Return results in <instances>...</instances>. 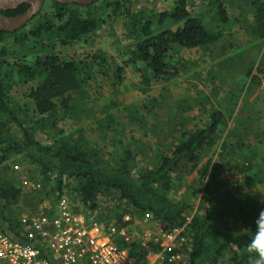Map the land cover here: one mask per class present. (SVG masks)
<instances>
[{
    "label": "trees",
    "instance_id": "obj_1",
    "mask_svg": "<svg viewBox=\"0 0 264 264\" xmlns=\"http://www.w3.org/2000/svg\"><path fill=\"white\" fill-rule=\"evenodd\" d=\"M194 1L199 0H174L169 10L133 11L129 8L130 0H98L89 5L60 4L48 0L45 2L48 7L44 9L43 6L19 29L13 32L0 30V228L5 233L20 241L29 240L24 227L28 225L21 226V222L12 216L13 206L19 201L22 190L5 166L11 157L19 156L38 171L44 182L40 191L47 188L43 192L45 197L55 192V201L63 195V189L68 188L80 206L93 211L97 209L100 196L115 194L130 208L125 212L147 213L166 227H182V236L190 248L191 264H248L243 246L249 237L241 230L255 232V220L259 215L257 203L248 195L235 198L230 192L218 193L222 167L218 161L208 158L198 167L206 151L219 149L218 157L222 159L230 148L221 132L227 126V116H231L236 105L233 96L229 97L232 105L214 108L203 127L189 129L174 119L170 137L175 140L171 141V147L161 142L155 151L150 147L149 154L139 149L145 157L153 159L138 171L131 166L135 162L133 142L124 144L119 139H112L113 147L107 152L92 146L81 128L74 130L75 136L65 135L48 144L40 142L33 129L21 123L17 113L20 106L12 104L7 96L11 84L35 81L36 84L25 94V105L31 107L36 124L46 123L50 118V126L54 129L58 119L75 116L77 107L72 104L71 93L83 92L82 85L89 78L92 63L61 61L53 49L93 34L107 19L116 18L121 13L131 40L127 64H142L138 67L142 84L148 86L151 81L175 77L178 73V64L173 59L176 51L207 49L224 37L221 25L231 21L224 3L226 0H202L218 23L216 28L219 29L210 30L198 16L189 13L187 5ZM244 1L252 16L248 29L250 40L261 39L263 47L257 61L248 62L249 66L243 61L245 59L237 57L250 84L261 78L259 74L264 75V0ZM27 7L28 4L23 3L1 14L16 16L25 12ZM31 22L27 29L25 26ZM171 26L176 27L173 29ZM30 53L31 59L25 60ZM102 64L104 62L100 59L99 71ZM254 69L256 73H253ZM120 71L121 67L117 66L115 77L118 81ZM129 108L125 106V109ZM127 116L130 121L138 123L142 118L134 111ZM109 121L114 122L112 115L99 121L103 134L112 128ZM180 127L179 135L173 136L171 132L178 131ZM248 165L250 162H243L236 167L242 172L249 168ZM182 167L192 171L197 168V177L189 186L193 198L198 199L195 210L187 199L175 200L170 195ZM218 200H222L223 207L216 205ZM247 205L251 208L246 226L238 227L234 221L227 220V215L233 211L241 215ZM123 214L117 215V222L122 221Z\"/></svg>",
    "mask_w": 264,
    "mask_h": 264
},
{
    "label": "rangeland",
    "instance_id": "obj_2",
    "mask_svg": "<svg viewBox=\"0 0 264 264\" xmlns=\"http://www.w3.org/2000/svg\"><path fill=\"white\" fill-rule=\"evenodd\" d=\"M130 1L129 8L133 11L169 10L174 2V0ZM224 3L231 19L230 22L221 25L224 37L205 50L195 48L176 51L173 59L178 64V73L169 80L151 81L148 86H144L138 71L142 64H127V50L131 40L125 27V18L121 13L116 18L107 19V22L102 23L93 34L53 49L61 61L92 63L88 72L89 78L82 85L83 92L71 93L72 104L77 107L76 112L74 111L75 116L58 119L57 128L54 129L50 126L52 121L50 118L46 119V123L36 124L34 121L36 117L31 115V107L27 108L25 105L27 103L25 94L36 84L35 81L11 84L7 96L12 104L20 106L17 113L21 123L30 126L35 138L42 143H52L55 139L69 134L75 136L76 128L83 130L84 137L92 146L101 147L107 152L113 147L112 139L117 141L119 139L124 144L133 142L131 146L135 151V162L131 166L134 171L144 168L153 159H150L151 156L145 157L138 151L139 149L149 154V148L155 151L156 145L161 142L171 147V141L175 140L174 137L173 139L170 137L174 119L189 129L203 127L214 108H227L232 105L233 101L229 102V97L233 96L236 105L231 116H227V126L221 132V137L226 136L230 148L224 152L226 156L222 159L218 157L219 149L206 151L198 167L208 158L221 163L219 172L221 186L218 193L223 195L230 192L235 198L248 195L250 200L257 203L256 208L260 211L264 208L261 194L264 193V125L261 126L259 123L261 117L259 113H264V75L259 74L260 79L248 84L249 78L244 76L237 57L245 59L243 61L248 66V62L253 60L256 62L263 48L262 40H250L248 29L252 16L244 0H226ZM43 6L44 9L47 8L48 3ZM187 9L191 15L198 16L210 30L219 29L216 28L218 23L215 15L204 1L190 2ZM120 11L123 12V9ZM32 23L25 27L28 29ZM175 27L171 26L173 29ZM31 56V53L28 54L25 60H30ZM230 57L235 60L229 59ZM100 59L104 62L101 72L98 69ZM117 66L121 67L119 81L115 77ZM253 73H256L255 69ZM247 85L248 87L243 90ZM125 106L130 108L125 109ZM186 106L189 109H185ZM133 111L142 117L139 123L129 120L127 113ZM224 112L228 113L225 109ZM108 115L113 116L114 122L109 121L112 128L103 134L99 121L106 120ZM181 128L171 134L176 137ZM243 162H250V166L241 172L236 166ZM5 166L22 190L19 201L13 206L12 216L24 226L25 221L32 220L39 213L51 208L55 203L53 200L55 192L45 197L43 192L47 188L40 191L44 182L38 171L33 165L23 162L19 156L11 157ZM196 177L197 168L192 171L188 167H182L176 186L170 192L175 200L187 199L194 206V210L198 199L193 198L189 186ZM63 195L68 197L75 210L87 220L94 217L99 223L109 226L117 222L119 213H124L123 216L126 214L131 216L133 228L137 231L154 224L152 216L147 213L125 212L130 208L115 194L100 196L97 209L93 211L80 206L75 194L69 192L68 188L63 189ZM221 201L218 200L216 205L223 207ZM250 208L247 205L241 215L233 211L227 215V220L234 221L233 224L238 227L246 226ZM24 227L29 231L28 226Z\"/></svg>",
    "mask_w": 264,
    "mask_h": 264
},
{
    "label": "built area",
    "instance_id": "obj_3",
    "mask_svg": "<svg viewBox=\"0 0 264 264\" xmlns=\"http://www.w3.org/2000/svg\"><path fill=\"white\" fill-rule=\"evenodd\" d=\"M152 221L137 231L126 214L121 222L103 225L85 219L61 195L50 209L25 221L27 242L0 228V264H191L182 227Z\"/></svg>",
    "mask_w": 264,
    "mask_h": 264
},
{
    "label": "water",
    "instance_id": "obj_4",
    "mask_svg": "<svg viewBox=\"0 0 264 264\" xmlns=\"http://www.w3.org/2000/svg\"><path fill=\"white\" fill-rule=\"evenodd\" d=\"M48 0H0V30L13 32L25 23H27L35 14H37ZM60 4H79L89 5L98 0H53ZM27 3L28 7L25 12L16 16L2 15V11L16 9L20 4Z\"/></svg>",
    "mask_w": 264,
    "mask_h": 264
},
{
    "label": "clouds",
    "instance_id": "obj_5",
    "mask_svg": "<svg viewBox=\"0 0 264 264\" xmlns=\"http://www.w3.org/2000/svg\"><path fill=\"white\" fill-rule=\"evenodd\" d=\"M261 194L262 202H264V193ZM255 224V232H251L247 229L241 230L249 237L248 243L243 246V251L248 257V264H264V208H261L259 211V215L255 220ZM234 235L239 234L234 233Z\"/></svg>",
    "mask_w": 264,
    "mask_h": 264
},
{
    "label": "crops",
    "instance_id": "obj_6",
    "mask_svg": "<svg viewBox=\"0 0 264 264\" xmlns=\"http://www.w3.org/2000/svg\"><path fill=\"white\" fill-rule=\"evenodd\" d=\"M259 114H261V117H260V125L262 126V125H264V113H259ZM260 141V140H259Z\"/></svg>",
    "mask_w": 264,
    "mask_h": 264
}]
</instances>
